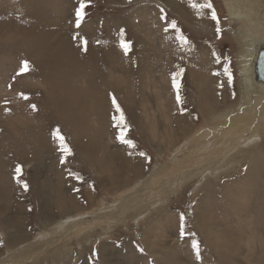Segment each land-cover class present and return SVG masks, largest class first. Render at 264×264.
Wrapping results in <instances>:
<instances>
[{
  "label": "rangeland",
  "instance_id": "374dc122",
  "mask_svg": "<svg viewBox=\"0 0 264 264\" xmlns=\"http://www.w3.org/2000/svg\"><path fill=\"white\" fill-rule=\"evenodd\" d=\"M81 2L0 0V264H264V222L256 221L264 219V138L219 171L185 179L204 158L190 157L196 140L215 133L222 114L246 107L249 46L238 34L247 21L211 0L217 36L208 11L198 15L189 0H83L77 27ZM46 207L55 209L48 220ZM69 216L86 217L55 229Z\"/></svg>",
  "mask_w": 264,
  "mask_h": 264
},
{
  "label": "bare ground",
  "instance_id": "6f19581e",
  "mask_svg": "<svg viewBox=\"0 0 264 264\" xmlns=\"http://www.w3.org/2000/svg\"><path fill=\"white\" fill-rule=\"evenodd\" d=\"M225 8L227 10L228 13V17L231 20H246L248 25H249V29L245 30L244 33H239L238 36L241 41H243V43H246L247 46H249V49L247 50V54L245 56L246 58V62L244 63V66L242 68V76H243V80H244V96H243V101L240 104L241 106H246L245 108H243V110L241 112H239V110H232L231 112H226L225 114H222V119L221 121L218 122V124L211 128L212 130L215 131V133H208L209 131H205L204 135H202V137H200L199 141L196 140L198 143L195 146H192L193 152L190 155L191 158L194 157V155H199L198 153H202L204 154V158H202L203 160H200V162L197 163V167L196 170L189 175V177L187 176L188 179L194 175H196L197 173H208V172H213V171H219L221 168L225 167L227 165V159L229 158H233L234 152H236V155L239 153H241L243 151V149H245V147L249 146V144H255L257 141H262L264 138V79L261 78L259 76L258 73V65L259 62L261 60V57L264 55V21L263 18L260 16L259 10H260V2L258 0H225ZM184 8V7H183ZM185 10V9H184ZM183 10V11H184ZM185 13V12H184ZM153 38V37H152ZM151 38V39H152ZM153 40V39H152ZM63 42V41H62ZM64 44V43H63ZM66 46V45H65ZM155 46V45H154ZM156 49V47H155ZM74 56V55H73ZM75 63V62H74ZM243 65V64H242ZM158 67V66H157ZM150 68V67H149ZM152 68V67H151ZM155 69V67L153 68ZM154 72V71H152ZM150 73V72H149ZM202 74V73H201ZM205 76V75H204ZM63 78V77H62ZM60 79V78H59ZM198 79V78H197ZM204 84L202 86V89L204 92L207 91V94L209 92V87H211V80L209 79V77H206L204 79ZM211 83V84H210ZM68 95V94H67ZM202 95V94H201ZM205 96V95H202ZM210 95H208L209 97ZM158 99V98H157ZM210 99V98H209ZM161 100V99H160ZM205 101V100H204ZM163 102V101H162ZM212 102V101H211ZM214 103V102H213ZM159 105V104H158ZM166 105V104H163ZM210 106V105H209ZM160 107V105H159ZM158 107V108H159ZM208 107V106H207ZM163 108V107H162ZM213 108V107H212ZM211 108V110H213ZM218 104H217V108L218 109ZM231 108V107H230ZM161 109V108H159ZM215 109V111H216ZM221 109V108H219ZM164 110V109H163ZM160 111V110H159ZM212 111L210 112L211 115L215 114ZM260 111V112H259ZM161 112V111H160ZM162 113H164L162 111ZM209 113V114H210ZM221 113V112H220ZM219 113V114H220ZM161 114V113H160ZM218 114H216L217 116ZM215 116V115H214ZM154 117V116H153ZM218 117V116H217ZM151 121V119H150ZM149 121V122H150ZM155 121V120H154ZM162 122V120H161ZM159 123V121H158ZM143 124V123H142ZM144 125V124H143ZM154 125V124H153ZM159 126V125H158ZM151 127V125H150ZM155 128V127H154ZM157 128V126H156ZM160 128V127H159ZM222 128V129H219ZM146 129V127H145ZM165 129V128H164ZM82 130V129H81ZM80 130V132H81ZM97 131V130H96ZM82 132L85 133L84 130H82ZM81 132V133H82ZM160 132V131H159ZM250 132V133H249ZM155 133V132H154ZM249 133V134H248ZM157 134V133H156ZM155 134V135H156ZM162 134H164L162 132ZM159 135V133H158ZM154 137V136H153ZM156 137V136H155ZM154 137V138H155ZM185 137V136H184ZM158 138V137H157ZM103 139V138H102ZM43 140V139H42ZM95 140V139H94ZM160 140V138H159ZM37 141V140H36ZM99 140H97L96 143H98ZM194 141V140H193ZM95 143V142H94ZM196 143V142H195ZM45 144H47L45 142ZM91 144V143H90ZM89 144V145H90ZM101 144V143H100ZM95 144H91L90 146H93ZM94 147V146H93ZM98 147V145L96 146ZM94 147V148H96ZM85 149V148H84ZM97 149V148H96ZM89 150V149H88ZM98 150V149H97ZM91 151V150H90ZM181 151V150H180ZM252 151V149H251ZM89 152V151H88ZM93 152V151H92ZM109 152V151H108ZM85 153V152H84ZM91 153V152H90ZM112 159H111V163H113L112 161L114 160V154L111 155ZM219 156H221L219 159H217V163H214V160L209 162V164L206 167H203V163H205V161H209V159H213V158H218ZM258 156V155H257ZM108 158V157H107ZM228 159V160H229ZM234 159V158H233ZM232 159V160H233ZM108 160V159H107ZM255 160V159H254ZM99 161V160H98ZM260 161V160H259ZM46 163V161H44ZM108 163V161H107ZM259 163V162H258ZM182 166V163H179ZM177 164V165H179ZM200 164L202 166H200ZM176 165V166H177ZM179 165V166H180ZM256 165V164H255ZM97 166V165H96ZM200 166V168H199ZM252 166V165H251ZM118 167V166H117ZM196 167V166H195ZM51 168V167H50ZM124 168V167H123ZM205 168V169H204ZM46 168H43V170H45ZM105 169V168H104ZM121 169V168H120ZM253 168H251L252 170ZM41 170V169H40ZM50 170V169H49ZM112 170V169H111ZM110 170V173H111ZM118 170V169H117ZM116 170V172H117ZM124 170V169H122ZM52 171V169H51ZM54 171V170H53ZM52 171V172H53ZM120 171V170H118ZM254 171V170H253ZM121 172V171H120ZM124 171H122L123 173ZM256 173V183H259V185L261 184L262 178L261 176H258V172L254 171ZM101 173V172H100ZM106 173L109 174V171H107ZM118 173V172H117ZM177 173V172H176ZM190 173V172H189ZM261 173V172H260ZM104 174V173H101ZM188 174V173H187ZM107 176V175H106ZM117 176H121L117 175ZM183 176V175H182ZM250 176V174H249ZM108 177V176H107ZM110 177V174H109ZM160 177V176H159ZM193 178V177H192ZM157 180V178H155ZM112 180V179H110ZM154 180V179H153ZM160 180V179H159ZM113 181V180H112ZM111 183H114L115 180ZM140 182V181H139ZM163 182V181H162ZM143 183V182H141ZM38 185V184H37ZM262 185V184H261ZM140 186V185H139ZM147 187V186H146ZM145 187V188H146ZM149 187V186H148ZM163 187V186H162ZM258 187V186H257ZM261 187V186H260ZM262 188V187H261ZM42 190L40 191L42 193V196L45 197V191L48 190V188H41ZM163 189V188H162ZM143 190V189H142ZM140 190V191H142ZM165 190V188H164ZM261 190V189H260ZM62 189H59L58 195L63 194V192H61ZM138 191V190H137ZM152 192V191H151ZM256 192V191H254ZM48 193V192H46ZM142 193V192H141ZM147 193V192H146ZM250 193V192H249ZM261 193V192H260ZM39 194V193H38ZM151 194V193H150ZM136 195V194H135ZM52 196V195H51ZM54 198V197H52ZM134 198V197H133ZM43 199V198H42ZM51 199V198H50ZM139 199V198H138ZM261 199V198H260ZM259 199V200H260ZM68 200V199H67ZM67 200L65 199V197H60V199L57 202V205L59 204V211L61 212V214L63 215L66 210L69 208L67 205ZM137 200V199H135ZM142 201V200H141ZM147 201V200H145ZM42 202V201H41ZM69 202V201H68ZM258 202V200H257ZM137 204V203H136ZM51 206V205H49ZM259 206V204H258ZM130 207V206H128ZM134 207V206H133ZM259 209V207H258ZM129 210V209H128ZM55 211V209H52L49 207L44 208L43 210V217L45 219H49L50 216H52L53 212ZM123 211V210H122ZM257 211V210H256ZM255 211V212H256ZM260 211V210H259ZM257 211V214L258 212ZM254 212V213H255ZM249 213V212H248ZM261 215V211L259 212ZM89 214V213H88ZM256 214V213H255ZM68 215V214H67ZM91 215V214H90ZM65 217V214L63 215ZM264 216V215H263ZM70 217V216H69ZM73 217V216H72ZM86 217V216H85ZM85 217L80 216L77 218H67L65 221H60L56 224L55 229L63 230V227L65 228V225H68L71 222L74 221H78V220H82ZM92 217V216H91ZM90 217V218H91ZM100 217V216H99ZM261 217V216H259ZM258 217L257 223L258 225H261V223L264 222V219H260ZM116 218V217H114ZM13 219V218H12ZM53 219V218H51ZM257 219V218H256ZM11 220V219H10ZM261 220V221H259ZM8 221V220H7ZM84 221V220H83ZM114 221V220H113ZM117 221V220H116ZM244 221V220H243ZM263 221V222H262ZM103 222V221H102ZM211 222V221H210ZM245 222V221H244ZM243 222V223H244ZM219 223V222H218ZM79 224V222H78ZM207 224V223H206ZM208 224H210L208 222ZM207 224V227H208ZM212 224V223H211ZM215 224L217 225V223L215 222ZM69 225V226H70ZM74 225V224H73ZM12 226V225H11ZM222 226V225H221ZM228 226V225H227ZM206 227V226H205ZM206 227V228H207ZM217 227V226H216ZM235 229V228H234ZM242 229V228H241ZM246 229V228H245ZM77 230V229H76ZM229 232V231H228ZM50 233V232H49ZM84 233V232H83ZM238 233V232H237ZM242 233V232H241ZM242 235V234H241ZM215 236V235H214ZM68 237V236H67ZM72 237V236H71ZM21 238V237H20ZM230 238V237H229ZM70 239V238H69ZM220 240V239H219ZM16 241V240H15ZM167 241V240H165ZM215 241V240H214ZM223 241V239H222ZM253 241V240H252ZM81 242V241H80ZM227 242V241H226ZM170 243V242H169ZM249 243V242H248ZM253 244H256L254 241L251 242ZM226 244V243H225ZM230 245V244H228ZM239 245V244H238ZM251 245V244H250ZM249 245V246H250ZM166 246V245H165ZM217 246V245H216ZM255 246V245H254ZM225 247V246H224ZM253 247V246H252ZM174 248V247H173ZM229 247H227L228 249ZM234 248V246H233ZM172 249V248H171ZM224 249V248H223ZM251 249V248H250ZM226 251V250H225ZM232 251V250H231ZM235 251V250H234ZM237 251V250H236ZM235 251V252H236ZM259 251V250H258ZM254 253V251H252ZM163 253V252H162ZM170 253V252H169ZM222 253V252H221ZM251 253V252H250ZM257 253V252H256ZM175 254V253H174ZM227 255V254H226ZM254 255V257H256L259 254H252ZM164 256V254H163ZM175 256L179 259L180 262H186L187 259L182 258L181 254H175ZM174 256V257H175ZM64 257V256H63ZM173 257V256H172ZM250 258H252L251 256H249ZM247 257V258H249ZM253 257L254 260H256ZM164 258V257H163ZM177 259V260H178ZM239 258H237L236 260L238 261ZM257 259H259V257H257ZM261 259V258H260ZM260 259H259V263H260ZM235 260L234 258L232 259V261ZM241 260V259H240ZM253 260V261H254ZM249 261V259H248ZM258 261V260H257ZM57 262V261H56ZM115 262V261H114ZM187 263V262H186ZM236 262H234L235 264Z\"/></svg>",
  "mask_w": 264,
  "mask_h": 264
},
{
  "label": "snow or ice",
  "instance_id": "6c2138e0",
  "mask_svg": "<svg viewBox=\"0 0 264 264\" xmlns=\"http://www.w3.org/2000/svg\"><path fill=\"white\" fill-rule=\"evenodd\" d=\"M189 2L192 4V7L197 9V14L198 15H200L203 10H207L208 11V13L210 14V19L215 22L216 33H217V36H219L221 34V32H222V29L220 27V19H219L218 15H217L212 3H211V0H203V2L199 3V4L193 3L192 0H189ZM85 6L86 5H85V3L82 0L80 8L76 12V16H77L76 24H77V27L80 26V22L83 19V15H84L83 10H84ZM171 27L173 29H175L179 33V29H177L176 24L174 22L171 24ZM177 39L180 41L181 45H183V46H187L188 43H189L188 39L185 36H183L182 34H179L177 36ZM124 47H125V50L127 51V47L128 46L124 45ZM216 62L217 63L220 62V57L216 58ZM229 65H230V60L226 61L225 64L223 65V71H224V75H226L227 78H228V83L231 84L232 83V72H231V68L229 67ZM27 69H28V63L25 61L24 65H23V70H27ZM182 72H183V69H179L173 74V77H172L173 86H174V88L177 89V101L178 102L180 101V96H179V88H180L179 78L181 77ZM25 98H27V97H25ZM114 103H115V101H114ZM33 109L35 110V105H33ZM117 110L119 111L118 107H117ZM120 122L121 123L123 122V115H121V121ZM125 127H126V125H125ZM56 137H57L58 140H60V146H61L62 151L65 154H69V149L63 143V137H61L59 135V132L56 133ZM121 142H126V141H124L123 136L121 137ZM141 155H144V154L141 153ZM16 173L18 174V176L21 173L20 166H17ZM18 182H19V180H18ZM22 187L24 188L25 191L28 190V184L27 183H24L22 185ZM29 211H31V209H29ZM193 248L196 249L197 258L199 259V245L194 242L193 243Z\"/></svg>",
  "mask_w": 264,
  "mask_h": 264
},
{
  "label": "water",
  "instance_id": "95a60500",
  "mask_svg": "<svg viewBox=\"0 0 264 264\" xmlns=\"http://www.w3.org/2000/svg\"><path fill=\"white\" fill-rule=\"evenodd\" d=\"M258 73L259 76L264 79V55L261 57V60L259 62Z\"/></svg>",
  "mask_w": 264,
  "mask_h": 264
}]
</instances>
